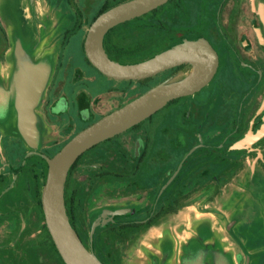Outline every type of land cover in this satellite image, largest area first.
Masks as SVG:
<instances>
[{"label": "rangeland", "instance_id": "374dc122", "mask_svg": "<svg viewBox=\"0 0 264 264\" xmlns=\"http://www.w3.org/2000/svg\"><path fill=\"white\" fill-rule=\"evenodd\" d=\"M57 1L0 0V54L8 46L13 57L31 61L26 46L33 49L47 34V43L52 37L62 38L63 29H71L78 17L77 29L68 36L63 54L74 58L72 66L80 68L78 73L97 76L91 87L84 89L89 106L72 107L71 119H66L67 115L64 120L65 129L78 125L81 130L142 89L136 82L113 80L84 65L82 42L104 0H73V4L68 3L69 11H58ZM203 9L201 0H174L154 13L120 25L114 39L129 51L124 57L127 62L143 60L173 43L200 35ZM251 18H256L257 27L261 26L255 13ZM250 41L256 47V39ZM46 50L47 61L51 62L56 50ZM261 50L245 54L243 59L264 71L263 47ZM231 59L224 56L218 76L204 88H213V97L201 98L199 94L181 100L190 106L183 119L187 131H181L168 117L161 122L155 117L119 139L94 147L78 162L69 181V196L76 191L74 222L87 246H92L107 264H128L142 254V247L157 239V250L164 255L173 253L178 264L199 249L215 250L228 261L236 262L238 258L236 264H264V142L251 152L239 151L234 144L241 138L234 134L232 121V113L237 110L233 102L239 97L240 111L250 102L255 104L254 109L259 107L264 100V80L255 95L253 91L248 94V75L242 77ZM189 72L185 68L160 77L175 81ZM240 80L246 87L240 85ZM107 86L114 88L103 97L101 90ZM67 96L72 99L75 95ZM84 109L92 120L83 121ZM259 130H264V125H256L247 133ZM71 137L64 134L63 143ZM144 143L148 154L142 161L135 150ZM61 148L52 150V156ZM32 202L29 194L1 208L0 264H62L50 243L39 242L42 235L38 230L44 223L42 213L39 219L34 215ZM151 217L150 224L119 227ZM141 260L152 264L151 259L139 257ZM206 260L211 261V255Z\"/></svg>", "mask_w": 264, "mask_h": 264}, {"label": "flooded vegetation", "instance_id": "af4514ba", "mask_svg": "<svg viewBox=\"0 0 264 264\" xmlns=\"http://www.w3.org/2000/svg\"><path fill=\"white\" fill-rule=\"evenodd\" d=\"M106 1L112 2L111 0H104L101 7ZM201 1L203 5H205V9L202 11L203 18L201 20L203 30L200 34L211 42L219 55L218 70L210 83L218 76L223 62L222 59L226 55L227 59L228 57L232 58L231 60L234 61L233 63L238 66L237 68H239L238 70H240L242 77L248 75L246 92L249 91V94L253 91V95H255L261 80H264V71L255 67L252 62L244 60L243 56L245 54L249 55L256 53V51L261 52V47H263L264 51V22L262 21L261 14L259 15L258 13L261 3L264 5V0ZM252 13H255L261 26H256V18H251ZM76 19H78V17ZM75 23L76 21L73 22L72 27ZM48 35L49 34L45 35L33 49L28 46L25 47L27 49V57L31 58V71L35 79L33 144H29L23 138L18 126L17 103L21 91L18 75L21 61L16 55V57H13L11 53H9L8 46L5 49L2 48L3 50H1L3 52L0 54V211L1 208H6L9 205L11 200L20 202L23 200L24 196L31 194L34 201L32 202L33 205H31V208L34 209L36 218H38V214L42 213L39 205V191H41L46 181L48 157L52 156L51 151L64 144V134H71V136H74L80 131L77 129L78 125L70 126L65 129L64 120L67 115L68 117L66 119H71L69 118V112L73 109L72 107L77 106L79 109L85 105L89 106L88 103L90 100L88 95L85 94L86 90L84 89H89V87H91V82L95 81L97 77L96 75H87L89 73L85 75L78 73L80 68L72 66L74 58L71 55L65 56V54H63V47L64 44H66L64 42L65 34L62 38L58 36L52 37L50 43L44 42L49 40ZM251 38L256 39V47L255 44L251 43ZM7 39L6 37L4 41L8 42ZM56 39L60 41L57 42ZM47 48L51 51H54V49L56 50L51 62H48L46 58ZM83 60L87 68L92 67L97 71L96 73L103 75L96 67H93L91 62L90 64L86 60L84 54ZM239 83L241 86H245V84H242L241 80ZM77 84L80 86L76 92H74V88ZM113 88L114 87L111 86L104 87L101 90V96L105 97L104 95L107 92L110 93ZM82 92L85 96L82 95ZM69 93L75 96L69 99L70 96H67ZM184 97L188 98L189 96L176 98L179 100L170 103L165 111L160 112L159 115L156 116L157 121L161 122L163 118L168 117L173 121L172 124H174L175 117L182 109L181 100H183ZM236 100L233 102V106L237 108L236 112L232 113L233 132H235L234 134L236 135H240L239 138H242L249 130H253L256 125H264V106L260 107L264 100L259 105L262 109L259 107L254 109L255 104L250 102L246 107H242L243 111H240L241 105L239 103L242 97H239L237 102ZM242 104H244V102ZM186 108H188V112H190L188 102H186ZM86 110L88 111L87 108ZM86 110L82 112L83 121L92 120V118L88 116L89 114ZM184 116L185 114L183 115V119L186 120ZM93 122L94 121L91 123ZM91 123L83 126V128ZM179 128L181 131H187L186 129H188L186 126ZM262 141L264 142V133L250 145H245L236 149L239 151L251 152L255 150V147ZM141 146L142 145H139V147L136 148L135 156L139 158V160L142 158V161H144L148 151L145 143L142 146L143 148ZM42 216L43 218H41V220L44 225L38 230L42 235L39 242L46 245L47 242L50 243V241L48 239V228L46 229L44 211ZM0 217H4V214H0ZM78 233L83 240L79 230ZM33 236L36 237V234L34 233ZM85 245L87 246L86 243ZM209 255L212 257L211 261L206 260V256ZM239 261L240 260L236 258V263H239ZM183 262L184 264H232L217 251L204 252L202 249H199L192 257L185 256Z\"/></svg>", "mask_w": 264, "mask_h": 264}, {"label": "water", "instance_id": "95a60500", "mask_svg": "<svg viewBox=\"0 0 264 264\" xmlns=\"http://www.w3.org/2000/svg\"><path fill=\"white\" fill-rule=\"evenodd\" d=\"M169 0H126L100 13L90 24L84 39L88 60L101 73L114 80H142L167 69L189 63L190 72L175 81H162L124 105L78 131L53 156L48 157V172L42 188L41 202L45 223L53 242L66 264H105L87 247L73 227L66 209L65 185L72 165L87 150L147 119L173 99L194 95L214 78L219 55L204 37L187 39L147 59L122 63L109 57L104 47L106 33L116 25L142 16ZM264 22V8L260 6ZM32 62L22 60L18 75V126L23 138L34 142L35 79ZM264 130L249 132L234 144L240 148L256 141Z\"/></svg>", "mask_w": 264, "mask_h": 264}, {"label": "trees", "instance_id": "16d2710c", "mask_svg": "<svg viewBox=\"0 0 264 264\" xmlns=\"http://www.w3.org/2000/svg\"><path fill=\"white\" fill-rule=\"evenodd\" d=\"M123 1H126V0H120L119 2H115V3L110 2V1H106V2L103 4V6H102L101 8L98 9V11L96 12L95 16L93 17V20H94V19H95L100 13H102L103 11H105V10L109 9L110 7L116 5V4L120 3V2H123ZM172 1H174V0H169L167 3H170V2H172ZM68 2H69L70 4H73V0H68ZM167 3H165V4H167ZM162 6H163V5H162ZM162 6H159L158 8H156V9H154V10H152V11H150V12H148V13L142 15V16H139V17H136V18H134V19L128 20V21H126V22L120 23V24L116 25L115 27L111 28V29L106 33V35H105V37H104V47H105V50H106V52L108 53L109 57H110L111 59H113V60H117V61L122 62V63H135V62H139V61H141V60H139V61H135V62H127V61L124 59V57L127 56V55L129 54V51H128L127 49H125V48H122L120 45H118V44L116 43V41H115V39H114V31H116L117 28H118L120 25H123V24H125V23H129L130 21H133V20L141 19L142 17H144V16H146V15H148V14H151V13H154V12L158 11ZM77 20H78V19H77ZM77 20H76V23H75V24H77ZM93 20H92V21H93ZM75 24L73 25V27H72L71 29L65 31V39H64V42H65V43H66V41H67V39H68V36L71 34V32L73 33L74 31H76L77 28H76ZM200 37H203V36L200 34V35H198L197 37L185 38V39H183V41H185V40H187V39H197V38H200ZM183 41H181V42H183ZM178 43H180V42L173 43V44H171L170 47L175 46V45L178 44ZM168 48H169V47H168ZM162 51H163V50H162ZM82 52H83V54H84L86 60L90 63V61L88 60V58H87L86 55H85V51H84V41L82 42ZM160 52H161V51H160ZM158 53H159V52H158ZM155 54H157V53H155ZM155 54H154V55H155ZM151 56H153V55H151ZM151 56H149V57H151ZM149 57H147V58H149ZM147 58H145V59H147ZM143 60H144V59H143ZM90 64H91V63H90ZM93 67H94V66H93ZM191 67H192L191 64L186 63V64H182V65H179V66H176V67H173V68L167 69V70H165V71H163V72H161V73H158V74L153 75V76L148 77V78H144V79H142V80H138V81H135V80H124V81L129 82V83H135V82H136V83H138L139 85H141V89H142V91L137 95V96H139L140 94H142V93H144L145 91H147L149 88L155 86L156 83L158 84V82L160 81L159 79L161 78V77H160L161 75H163V74H167V73H168L169 75H168V74H167V75L170 76V75H172V74H174V73H177V72H179V71H181V70H183V69H185V68H188V70H191ZM103 75H104V74H103ZM104 76L107 77L106 75H104ZM108 78H110V77H108ZM164 78H165V77H164ZM164 78H161V80L164 79ZM110 79H112V78H110ZM113 80H114V79H113ZM214 80H215V79H214ZM214 80H213V81H214ZM162 81H168V80H162ZM162 81H160V82H162ZM213 81H212V82H213ZM160 82H159V83H160ZM211 84H212V83H211ZM204 88H205V87H204ZM204 88H203L202 90H200V92L197 93L196 95L201 94V96H202L201 98H208V97H211V96H212V93H213V88L209 89L208 91H204V90L206 89V88H205V89H204ZM137 96H135V97H137ZM135 97H133V98H135ZM133 98H131L130 100H132ZM130 100H128V101H130ZM176 100H179V99H173V100H171V101L168 102L163 108H161L160 110H158L156 113H154L153 115H151V116L148 117L147 119L143 120L142 122H140V123L134 125L133 127L129 128L128 130H126V131H124V132H122V133H120V134H118V135H116V136H114V137L108 138V139H106V140L100 142V143L97 144L96 146H98V145H100V144H103V143H107V142L114 141V140H116V139H119V138H121L123 135L127 134L128 132L133 131V130L139 128V127L142 125V123H144L145 121L153 120V119L156 117V116H155L156 114L165 111V109L168 107V105H169L170 103L176 101ZM128 101H127V102H128ZM127 102H125V103H127ZM125 103H123V104L117 106V108L120 107V106H122V105H124ZM185 103H186L185 101H182V103H181V108H182V109L179 111V114H178V115L175 117V119H174V124H176L177 126H180V127L185 126V125L183 124V123H184L183 115L185 114L184 117L186 118V117H187V113H188V111H189L188 108H186V104H185ZM101 117H102V116H101ZM172 122H173V121H172ZM71 138H72V137H71ZM67 141H68V140H67ZM67 141H66V142H67ZM66 142H65V143H66ZM65 143H64V144H65ZM64 144H63V145H64ZM63 145H62V146H63ZM96 146H94V147H96ZM94 147H92L91 149H93ZM91 149H89V150H87L85 153H83V154H82V155L76 160V162L72 165V167H71V169H70V171H69L68 177H67L66 185H65V202H66V209H67V213H68V215H69L70 221H71L73 227H74L76 230H77V227H76L75 222H74V212H73V207L75 206V203H76V191L74 190V191H73V194L69 196V181H70V177H71V175H72V172H73V171L75 170V168L77 167L78 162L80 161V159L82 158V156L85 155L87 152H89ZM41 191H42V189H41ZM41 191H39V205H40V208H41V211H42V214H43V208H42V202H41ZM161 209H162V208H161ZM161 209H160V210H161ZM160 210H159V212L157 213V215H155V216L158 217V216L160 215V212H161ZM42 218H43V216H42ZM152 220H153V218L151 217V218H147V219L142 220V221L128 222V223H125V224L119 225V227L137 228V227H140V226H142V225H144V224H150V223L152 222ZM46 229H47V227H46ZM77 232H78V230H77ZM47 233H48V239H49V241H50V244H51L52 247L54 248V251L56 252L58 258L60 259V261L62 262V264H66V263L64 262V260L62 259L61 255L59 254V252H58V250H57V248H56V246H55V244H54V242H53V239H52V237H51V235H50L48 229H47ZM87 247H89V246H87ZM102 261H103V260H102ZM103 262H104L105 264H107L105 261H103Z\"/></svg>", "mask_w": 264, "mask_h": 264}, {"label": "crops", "instance_id": "0c3cea01", "mask_svg": "<svg viewBox=\"0 0 264 264\" xmlns=\"http://www.w3.org/2000/svg\"><path fill=\"white\" fill-rule=\"evenodd\" d=\"M56 7L58 8V11H69L68 10V0H58L56 2ZM64 17H63V21H64ZM67 21V20H65ZM64 21V22H65ZM73 24V23H72ZM67 30V29H66ZM62 32H65V28L63 29ZM151 244V245H150ZM160 241L157 239L155 241H150L149 243H147V245L143 249L142 254H139L135 257V260H130L128 262V264H144L141 261H138L139 257H142L143 259H151L152 260V264H178L177 260L174 256L173 253H166V255H164L163 252H160V250H157V248H159ZM156 259V261L154 260ZM138 262V263H137ZM232 264H236L235 261H230ZM184 264V263H183Z\"/></svg>", "mask_w": 264, "mask_h": 264}]
</instances>
